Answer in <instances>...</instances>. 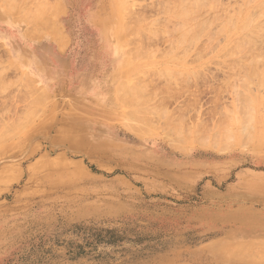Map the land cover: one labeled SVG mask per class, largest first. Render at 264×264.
<instances>
[{
	"label": "rangeland",
	"instance_id": "374dc122",
	"mask_svg": "<svg viewBox=\"0 0 264 264\" xmlns=\"http://www.w3.org/2000/svg\"><path fill=\"white\" fill-rule=\"evenodd\" d=\"M171 1L0 0V264H264V41L251 62L239 47L264 0H208L194 33L179 6L196 0ZM128 76L154 94L145 135L124 120Z\"/></svg>",
	"mask_w": 264,
	"mask_h": 264
},
{
	"label": "bare ground",
	"instance_id": "6f19581e",
	"mask_svg": "<svg viewBox=\"0 0 264 264\" xmlns=\"http://www.w3.org/2000/svg\"><path fill=\"white\" fill-rule=\"evenodd\" d=\"M131 1V0H130ZM174 1V0H173ZM173 1H171V2H173ZM179 0H176L175 2H173V3H176V4H167V5H164V7L166 6V8H168L169 7V9H171L172 8V6H173V8L171 9V10H173V9H175L174 7H176V5H177V3H181L182 1H184V0H182L181 2H178ZM215 1H217V0H215ZM13 2V1H12ZM239 2V1H238ZM169 5H172L171 6V8H170V6ZM220 5V4H219ZM264 6V3L263 4H261V6ZM15 7V6H14ZM43 8H44V6H42ZM184 7V4L183 3H181L180 4V6H179V15L180 16H183V18H185V17H188V19H187V22L185 23H182V25H183V29H185V31H187V33L189 32L190 33V31H192L193 33L195 32V30H197V29H200V31L205 27V26H207V25H205V23L204 22H206L204 19H203V17L205 16V14H204V12L205 13H207V12H210L211 11V9H212V14L214 13V8L213 7H211V2L210 1H208V0H196L195 2H189L187 5H185V9L183 8ZM224 7V6H223ZM223 7H222V9H223ZM165 8V9H166ZM205 8H207L208 10L206 11V9ZM227 8V7H226ZM225 8V9H226ZM164 9V8H163ZM216 9H218V8H216ZM220 9V8H219ZM228 9H229V6H228ZM253 9H255V8H253ZM264 9V8H263ZM127 10V9H126ZM167 10V9H166ZM226 11H227V9H226ZM230 11V10H229ZM229 11H227L228 13H229ZM222 12H224V11H222ZM40 14H41V12H39ZM211 13V12H210ZM209 13V16H211V14ZM215 13H218V12H215ZM214 13V14H215ZM230 13H232L231 11H230ZM219 14V13H218ZM252 14V13H251ZM207 15V14H206ZM216 15V14H215ZM222 15H224V13L222 14ZM221 15V16H222ZM231 15V14H230ZM230 15H229V17H230ZM261 15H262V12H261ZM179 16V17H180ZM208 16V17H209ZM214 16V15H213ZM36 17V16H35ZM34 17V18H35ZM207 17V18H208ZM239 17V16H238ZM251 17V16H250ZM249 17V18H250ZM259 17H261V16H259ZM41 18V16H38V18L36 19V20H38V19H40ZM176 18H178V17H175V19ZM211 18V17H210ZM216 18V17H215ZM258 18V17H257ZM201 19V20H200ZM205 19H206V16H205ZM180 20V19H179ZM200 20V21H199ZM225 20H227V19H225ZM250 21L252 20V19H249ZM257 20V19H256ZM255 20V21H256ZM210 21V20H209ZM212 21H213V19H212ZM247 21V20H246ZM211 22V21H210ZM209 22V23H210ZM215 22V21H214ZM159 23V22H158ZM208 23V24H209ZM212 23V22H211ZM231 23H234V22H231ZM230 23V24H231ZM129 24V22H127V24H124L125 26L126 25H128ZM227 24H229V22H228V20H227ZM253 24V23H252ZM255 24V23H254ZM152 25H155V23L154 24H152ZM179 25V24H178ZM182 25L180 24L179 26L180 27H178L177 26V28L176 29H178V30H180L181 28H182ZM195 25V26H194ZM220 25V24H219ZM104 28H105V30H107V32H108V36H109V39H108V45H109V47H110V49H111V52H113L114 54H119L121 51H122V49H123V40H122V31H121V28L120 27H116L115 26V24H110V23H105L104 25ZM157 26V25H156ZM164 26V25H163ZM209 26V25H208ZM207 26V27H208ZM211 26V25H210ZM227 26V25H226ZM234 25H232V27H233ZM127 27V26H126ZM126 27H124V29L126 28ZM131 27H133V26H131ZM244 27V26H243ZM243 27H242V29H243ZM165 28V27H164ZM167 28V27H166ZM230 28H231V26H230ZM175 29V28H174ZM183 29H181L180 30V32H182V30ZM205 29H207V28H205ZM246 29H247V33H246V36L245 35H243V36H245V38L242 40V39H240L239 41H241L240 42V44H239V47L241 48V51L242 52H246V54L249 52H247V50H246V45H249V44H253L254 43V37H252V35H256L255 37V39H260V42H262V41H264V32L262 31V30H260L259 29V27L257 26V25H254V27H251V25H247V27H246ZM146 30V32L148 31V29H145ZM150 30H151V28H150ZM157 30V29H156ZM160 30V29H159ZM194 30V31H193ZM125 31H127V29H125ZM152 31H154L153 29H152ZM212 31V30H211ZM220 31V30H219ZM261 31V32H260ZM162 31H160V33H159V35H162V33H161ZM197 32V31H196ZM138 33V32H137ZM139 33L140 34H142L143 35V37L142 38H145L144 36H146V34H144L143 32H140L139 31ZM138 33V34H139ZM148 33H149V35H153V34H150V31H148ZM158 33H157V35H158ZM210 33V32H209ZM243 33V32H242ZM140 34L138 35V38H140ZM196 34V33H195ZM201 34V33H200ZM141 35V36H142ZM165 35H168V34H165ZM170 35V34H169ZM176 35V34H175ZM179 35V34H178ZM183 35V34H182ZM181 35V37H183ZM197 35V34H196ZM196 35H191V37L192 38H195L196 37ZM135 36V35H134ZM137 36V35H136ZM156 36V35H155ZM154 36V37H155ZM177 36V35H176ZM208 36V35H207ZM157 37V36H156ZM152 39V37H149V39ZM177 38V37H176ZM186 38V37H185ZM184 38V39H185ZM134 40V39H133ZM141 41H142V39H140ZM147 40V39H146ZM262 40V41H261ZM144 41V40H143ZM148 41V40H147ZM149 41H152V40H149ZM179 41V40H178ZM212 41V40H211ZM236 41V40H235ZM259 41V40H258ZM182 42H185V41H183L182 40ZM256 42V41H255ZM259 43V42H258ZM180 44V43H179ZM264 44V43H263ZM190 45H192V46H194L193 44H190ZM255 45V44H254ZM237 47L238 46H236V48L234 49L233 48V46H232V52L231 51H229L228 52V50H227V52L228 53H233V51H234V53L232 54V56L235 54V51H237L238 49H237ZM238 47V48H239ZM253 47V46H252ZM174 48V47H173ZM173 48L171 47L170 49H171V51L173 50ZM185 48V47H184ZM209 48V47H208ZM254 48V47H253ZM263 48H264V46L262 47V51H263ZM138 49H140V48H138ZM183 49V48H182ZM187 48H185L184 50L185 51H187L186 50ZM191 49V48H190ZM237 49V50H236ZM174 50H175V48H174ZM173 50V54H174V52L176 51H174ZM231 50V49H230ZM133 51V53H134V51H135V55L134 56H136V54H138L139 52H140V54H141V52H142V49H141V51L140 50H137V49H133L132 50ZM137 51H139V52H137ZM182 51V50H181ZM184 51V52H185ZM238 51H240V50H238ZM131 52V51H130ZM170 52V51H169ZM183 51H182V53L180 52V54H178V56L177 57H179V55H181V57H182V54L184 53ZM187 52H189V51H187ZM226 52V53H227ZM129 52H127V54H128ZM239 53V52H238ZM241 53V52H240ZM144 54H146V55H144ZM170 55H172L171 54V52L169 53ZM169 54H167V55H169ZM237 54V53H236ZM246 54H242V55H246ZM249 54V56H250V52L248 53ZM248 54H247V56H245L246 58V60L248 59L249 60V58H251V57H249L248 56ZM253 54H257V53H253ZM152 55H155L154 53H152ZM166 55V56H167ZM200 55V54H199ZM251 55H252V51H251ZM258 55V54H257ZM260 55V54H259ZM133 56V55H132ZM133 56V57H134ZM137 56H139V58H140V56L141 55H137ZM145 57V56H148V57H145V58H151L152 56H151V54H150V56L148 55V53H143L142 52V57ZM184 56V55H183ZM236 56V55H235ZM176 57V58H177ZM181 57H179V58H181ZM197 57V56H196ZM199 57V56H198ZM201 57V56H200ZM241 57V56H240ZM239 57V58H240ZM249 57V58H248ZM139 58H138V60H139ZM145 58H143L142 60H144ZM183 58V57H182ZM254 58H256V57H254ZM134 58H132V60H133ZM136 59V58H135ZM184 59V58H183ZM257 59V58H256ZM262 59V58H261ZM260 59V60H261ZM141 60V61H142ZM174 60V59H173ZM244 59H242V61H243ZM247 60V61H248ZM257 60H259V59H257ZM134 61V60H133ZM169 61L170 60H168V63H169ZM171 61H172V58H171ZM177 61V60H176ZM241 61V59H240V63L242 62ZM250 61V60H249ZM251 61H252V59H251ZM250 61V62H251ZM262 61V60H261ZM175 62V61H174ZM173 62V63H174ZM236 62V61H235ZM250 62H248V64H250ZM260 62V61H259ZM130 63V62H129ZM171 63V62H170ZM169 63V64H170ZM172 63V64H173ZM238 62H236V64H237ZM239 63V65H240V68H241V66H243V67H245V66H247V64L246 65H241ZM253 63L254 62H252V66L251 67H248V69L247 68H245L246 70H250L252 73H254V65H253ZM138 64V63H137ZM177 64V63H176ZM235 64V65H236ZM256 64V63H255ZM234 65V66H235ZM238 64H237V66H239ZM257 65V64H256ZM135 66V65H134ZM142 66V65H141ZM146 66V65H145ZM181 66V65H180ZM233 66V67H234ZM151 67V66H150ZM233 67H232V69H233ZM36 69H33L35 72H38V71H41V67L40 66H38V67H35ZM136 68V67H135ZM145 68V67H144ZM180 68H184V66H181ZM186 68H188V67H186ZM236 68V67H235ZM239 68V67H238ZM237 69V68H236ZM256 69L258 70V69H260L259 68V66H258V68H257V66H256ZM128 70V69H127ZM134 70V69H133ZM136 70V69H135ZM240 70V69H239ZM161 72H162V70H160ZM131 72H133V71H131ZM156 72V71H155ZM159 72V71H158ZM260 72H262V74H263V76H264V71H259V73ZM154 73V72H153ZM175 73V72H174ZM174 73L172 72V74L174 75ZM191 73V72H190ZM238 73V72H237ZM240 73V72H239ZM256 73V72H255ZM171 74V73H170ZM183 74V73H182ZM135 75V74H134ZM133 75V76H134ZM173 75H171V76H173ZM188 75V74H187ZM189 76V75H188ZM188 76H187V79H188ZM178 77H179V75H178ZM190 77V76H189ZM252 77H253V75H252ZM251 77V79H253ZM255 77H256V74H255ZM260 77V76H259ZM137 78H140V77H137ZM248 78V77H247ZM127 79L128 80H125L124 82L123 81H121L122 82V87L124 88H122V94H123V96H122V99L121 98H119V97H117V98H119V100H122L126 105H128V107L129 108H131V106H134L133 108H132V110H130V111H127L126 113H125V116H124V118H127V119H124L125 120V122L127 123V125H128V129H131V130H133L134 132H135V130H136V132H140L141 134L143 133H145V134H148L149 132H147V131H144L145 129L147 130L149 127H147L149 124H148V120H149V122H151V120L149 119L150 117H152L151 115H149V113H150V111L149 110H147V109H155V111L157 112V107H152V106H154V105H152V106H149V105H147V106H149V108H141L140 106H139V104L141 103L142 104V102H144V101H146V100H148L149 101V99L148 98H153V93H151V96L152 97H148V95L150 96V94H149V90H148V88H147V90H148V92H146V87L145 86H143V85H146V83L145 84H143V85H140V83H139V81L137 80H135V79H131V77L130 76H128L127 77ZM251 79H249L248 78V80H251ZM260 79L261 78H259V85L261 84L262 85V82L260 83ZM133 80H135V81H133ZM184 80V79H183ZM254 80V79H253ZM185 81H188V80H186L185 79ZM120 82V83H121ZM232 85V84H231ZM233 86V85H232ZM246 87V86H245ZM259 87H261V86H259ZM145 88V89H144ZM121 90V89H120ZM123 90H124V92H123ZM35 91H36V89H35ZM39 90L38 91H36V94L38 95L39 93ZM42 93L40 92V95H41ZM153 94V95H152ZM33 95H35V94H33ZM246 96V95H245ZM34 97V96H33ZM32 97V98H33ZM248 99H249V97H247ZM247 98H246V100H247ZM152 100V99H151ZM251 102V101H250ZM250 102L248 103V104H250ZM43 104V103H42ZM146 104H147V101H146ZM243 104V103H242ZM137 105V106H136ZM245 106V105H244ZM127 107V106H126ZM246 107H248V106H246ZM243 109H245V107H242ZM249 108V107H248ZM251 108V107H250ZM244 111V110H243ZM246 112H247V109L245 110ZM244 111V112H245ZM249 111V110H248ZM36 112V111H35ZM33 113V112H32ZM32 113H30V114H32ZM154 113H152V115H153ZM156 114V113H155ZM160 114V113H159ZM245 114V113H244ZM34 115H36L35 113H34ZM241 116V115H240ZM243 117V119H244V115H242ZM247 116H249V115H247L246 114V117L245 118H247ZM149 117V118H148ZM250 117H252V115H250ZM73 118V117H72ZM241 118V119H242ZM148 119V120H147ZM248 119V118H247ZM27 120V119H26ZM74 120H75V118H74ZM251 119H249V121H250ZM23 121V120H22ZM22 121H20V122H22ZM77 121H79V120H76V122ZM146 121H147V124H146ZM243 121H245V120H243ZM75 122V121H74ZM251 122H253V121H251ZM32 123V122H31ZM245 123V122H244ZM27 124V123H26ZM76 124H78V123H76ZM181 124V123H180ZM183 124V123H182ZM247 124V123H246ZM18 125V124H17ZM20 125V124H19ZM80 125V124H79ZM126 124H125V126H127ZM136 125H140L141 127H142V130L140 129V130H138V128L137 127H139V126H136ZM248 125V124H247ZM21 126H23V125H21ZM136 126V127H135ZM173 126L174 125H172L171 124V126L169 127V128H173ZM176 126V125H175ZM174 126V127H175ZM224 126V125H223ZM19 127V126H18ZM141 127H139V128H141ZM147 127V128H146ZM177 128H179L178 126H176ZM225 127V126H224ZM8 128V127H7ZM14 128V127H13ZM19 128H22V127H19ZM76 128H79V127H76ZM75 128V125L73 126V128L71 129V131H69V132H67V133H71L72 135L74 134V135H76L77 134V129ZM80 128H81V125H80ZM133 128V129H132ZM137 128V129H136ZM223 128V127H222ZM9 129V128H8ZM23 130H24V127L22 128ZM154 129V128H153ZM156 129V128H155ZM224 129V128H223ZM11 130V129H10ZM21 130V129H20ZM247 129H245V131H246ZM6 131H8V130H6L5 129V131L3 130V133L5 132L6 133ZM153 131V130H152ZM155 131V130H154ZM224 131V130H223ZM244 131V130H243ZM242 131V133H244V134H249V132H243ZM247 131H249V130H247ZM15 132V131H14ZM175 132H177V131H175ZM219 132V131H218ZM1 133V132H0ZM2 133V139H1V137H0V140H1V142H3V134ZM216 134H217V132H215ZM260 133V132H259ZM66 134V133H65ZM144 134V135H145ZM175 134V133H174ZM177 134V133H176ZM180 134V133H179ZM179 134H177V135H179ZM225 133H223V135L222 136H225L224 135ZM244 134H242L243 136H245ZM6 136H8L7 134H5ZM168 135L171 137L172 136V134L170 135L169 133H168ZM177 135H176V139L178 138V137H180V136H178L177 137ZM182 135V134H181ZM230 135V134H229ZM250 135V134H249ZM248 135V136H249ZM5 136V137H6ZM148 136V135H147ZM166 136V135H165ZM169 136H167V139H171ZM174 136V135H173ZM183 136V135H182ZM251 136V135H250ZM9 137V136H8ZM67 137H68V135H67ZM175 137H173V139H174ZM189 138V137H188ZM9 139V138H8ZM103 139V138H102ZM175 139V140H176ZM187 139V138H186ZM201 139H203V138H201ZM206 139V138H205ZM5 140H6V138H5ZM175 140H171L172 142L173 141H175ZM189 140V139H188ZM197 140V139H196ZM184 143H185V141H184V139L182 140ZM182 141H180V142H182ZM195 141V140H194ZM198 141V140H197ZM202 141V140H201ZM200 141V142H201ZM171 142V143H172ZM187 142V141H186ZM202 142H204V139H203V141ZM217 142V141H216ZM250 142V141H249ZM94 145H96V146H104V145H106L107 144V141H102V140H100V139H98L97 141H93L92 142ZM198 143H199V141H198ZM221 143H222V141H221ZM259 143L261 144V145H263V147H264V134H262V135H260V138H259ZM175 144H178V142L177 143H175ZM187 144V143H186ZM249 144V143H248ZM90 145V144H89ZM179 145V144H178ZM181 145V144H180ZM203 145V144H202ZM222 145H224V143L222 144ZM252 145V144H251ZM189 146V145H188ZM212 146V145H211ZM92 147V146H91ZM260 147V146H259ZM262 147V146H261ZM260 147V148H261ZM183 150H184V148H183ZM263 150V149H262ZM157 152V151H156ZM126 153V152H125ZM154 153V152H153ZM127 154V153H126ZM156 154V153H155ZM130 155V154H129ZM130 157V156H129ZM134 157H138V156H134ZM159 156H157V158H158ZM132 159H133V157H132ZM147 159V158H146ZM149 160V159H148ZM141 161V160H140ZM148 163V162H147ZM250 243V245H253L252 247H254V248H256V249H259L260 247H261V245H263V242H258V243H252L251 244V242H249ZM260 243V244H259ZM245 244V243H244ZM260 246H259V245ZM243 245V244H242ZM246 246H248L247 244H245ZM244 245V250H245V248L247 249L248 247H246ZM255 245V246H254ZM240 246H241V244H240ZM240 246H237V248H235L234 249V247H233V249L234 250H236V252L238 253V255L240 254L239 252L241 251L242 253H243V255L244 254H248L247 252H249L250 250H248L247 249V251L245 250V251H243V249L240 247ZM256 246H258V248L256 247ZM251 247V248H252ZM229 249H232V248H230L229 247ZM228 249V250H229ZM264 248H263V246L261 247V252H263L262 254H261V252L259 253V252H255V254L256 255H258L259 257H261L263 254H264V250H263ZM223 250V249H222ZM228 250H225V251H227V252H231V254L230 255H232V251H228ZM252 251V250H251ZM241 253V254H242ZM254 257L256 256L255 254H253L254 253V251H252V252H250ZM227 255H228V253H226ZM241 254L239 255V257L241 256ZM242 255V256H243ZM249 255V254H248ZM235 256H237V255H235ZM250 256V255H249ZM238 257V258H239ZM251 258H253V257H251ZM261 259H263V257L261 258ZM260 261V260H259ZM263 262H264V260H262Z\"/></svg>",
	"mask_w": 264,
	"mask_h": 264
}]
</instances>
